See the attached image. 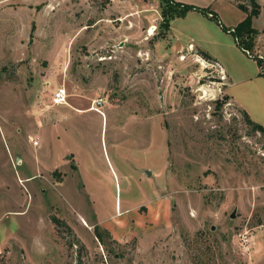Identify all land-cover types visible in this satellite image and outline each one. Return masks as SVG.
Returning a JSON list of instances; mask_svg holds the SVG:
<instances>
[{
    "label": "rangeland",
    "instance_id": "1",
    "mask_svg": "<svg viewBox=\"0 0 264 264\" xmlns=\"http://www.w3.org/2000/svg\"><path fill=\"white\" fill-rule=\"evenodd\" d=\"M177 1L209 8L226 28L245 18L239 5L251 10L249 0ZM258 3L252 54L264 63ZM170 11L166 0H0V264L264 255V136L228 97L264 128V77L227 90L220 66L197 51L248 73L252 54L221 47L236 42L213 19ZM59 86L68 106L52 104ZM96 100L102 114L75 110ZM95 214L105 228L120 216L133 237L110 241Z\"/></svg>",
    "mask_w": 264,
    "mask_h": 264
},
{
    "label": "crops",
    "instance_id": "2",
    "mask_svg": "<svg viewBox=\"0 0 264 264\" xmlns=\"http://www.w3.org/2000/svg\"><path fill=\"white\" fill-rule=\"evenodd\" d=\"M175 2H176V0H174ZM178 2V1H177ZM212 11V10H211ZM261 11V10H260ZM213 12V11H212ZM261 13V12H260ZM195 15H199V17H201V20H205V19H210L209 17H207V16H205V15H203V14H201V13H199V12H194V11H192V12H189V13H187L186 14V16L185 17H183V19L185 20V19H188L189 17H197V16H195ZM223 33H225V32H223ZM226 35H228L229 33H225ZM230 35V34H229ZM225 36V35H224ZM225 37H227V36H225ZM192 38L191 39H188V41H187V43L186 44H189V43H192ZM236 42V41H235ZM198 43L200 44V41L198 40ZM193 44V43H192ZM218 44H220V46L222 47H227L228 48V50L230 49V51H231V49H239V51L241 52V54L244 56V53L242 52V50H240V48L237 46V44L235 43L234 44V42H225V40L224 39H221V41H220V43H218ZM183 46V45H182ZM201 46V45H200ZM196 48H197V46H196ZM215 48V47H214ZM209 55L214 59V61L220 66V68H221V70L224 72V74H226V76H227V78L229 79V81H230V84H229V86L227 87V90H229V89H231L234 85H238V84H244V83H246V82H248L249 80H251L252 78H261L260 76H259V68H258V66H257V64H256V61H254L252 58H250V57H248L247 59L248 60H250V62H252V63H254V65H255V68H254V70L252 71V73H248L246 70H244V71H241V70H238L235 66H233V65H230V62L228 61V58H227V56H219L216 52H214V51H212V52H210L209 51ZM222 61L224 62V63H222ZM228 95V94H227ZM228 97H229V99H230V101L234 104V105H236L240 110H242V111H244L245 112V110H247L246 109V105L243 103V100L241 99V97H239L238 95H228ZM80 99V101L82 102V100L84 99V98H82V97H80L79 98ZM85 100V99H84ZM83 100V104H84V102L86 101H84ZM81 102H79V104L78 105H75V110L77 111V112H80V111H91L92 109H91V104H89L88 102V105L87 106H83L82 105V103ZM71 103H74L73 101H71L70 102V105H71ZM75 104H77V103H75ZM69 104H68V102H67V104L66 105H59V106H68ZM56 106V105H55ZM245 109V110H244ZM248 115V114H247ZM70 130H72L71 129V127H70ZM69 130V131H70ZM69 133V138L71 139V138H73L72 137V135H71V131L70 132H68ZM70 158L73 160V162H74V167H75V172H76V174H80V178L82 177V174H81V172H80V169H79V166H78V164H76V158H75V155H73V154H71V156H70ZM83 186V185H82ZM89 197V196H88ZM89 199H90V197H89ZM90 203H94V202H92L91 200H90ZM120 213H122L121 211L119 212V214ZM95 220H94V227L93 228H95V226H98V227H100V228H102V229H104L105 231H106V233L108 234V236H110V241H114L116 244H127L128 243V241H129V239H131L132 237H133V233H131V232H128V233H125V232H122L123 231V228L122 227H124L125 225H126V223H125V221H123V220H121L120 219V216L119 217H116L117 215H115L114 217H112V223L114 224V226L113 225H109L108 227H103V225L101 224L102 223V221H100L98 218H97V215L95 214ZM82 218V217H81ZM84 222H85V220H83ZM86 223V222H85ZM131 223V222H130ZM83 227H85L87 230H89L90 228H89V226L87 225V224H85V225H83ZM75 233V232H74ZM136 237H138V236H136ZM100 241H98L97 242V245L100 247V249L102 248V245H101V243H99ZM138 244H140V240L138 241ZM139 246V245H138ZM138 248V247H137ZM260 259H262V260H264V255L263 256H260V257H258L257 259H256V262H257V260H260ZM256 262H254L253 264H255Z\"/></svg>",
    "mask_w": 264,
    "mask_h": 264
},
{
    "label": "trees",
    "instance_id": "3",
    "mask_svg": "<svg viewBox=\"0 0 264 264\" xmlns=\"http://www.w3.org/2000/svg\"><path fill=\"white\" fill-rule=\"evenodd\" d=\"M167 5L170 8V12L172 15L170 16V20H173V18H183L186 16L187 13L189 12H199L214 21L218 25H221L219 23V20L214 12H212L209 8H199L194 5H189V4H183V3H178V2H172L171 0H166ZM249 4L251 5V10H248L244 6H238L240 9L245 12V18L234 28H226L223 25V31L233 35L237 46L246 54L249 53L250 55L252 52H254L253 48L255 47V40L258 35V31L253 28L252 26V21L253 19L257 18L260 15V5L258 3V0H249ZM170 23V22H169ZM169 27V25H168ZM197 55L202 58L205 61L208 62H215L214 59L207 53L201 50L197 51ZM254 61H256V64L259 68V76L264 77V63L262 60H260L258 57L253 56V54L250 56ZM243 115L246 119V122L251 125L253 130L258 131L264 136V128L259 125L254 123L247 115L246 112H243ZM56 221V220H55ZM54 221V222H55ZM95 234L96 238L101 239V235L99 232L95 229Z\"/></svg>",
    "mask_w": 264,
    "mask_h": 264
},
{
    "label": "built area",
    "instance_id": "4",
    "mask_svg": "<svg viewBox=\"0 0 264 264\" xmlns=\"http://www.w3.org/2000/svg\"><path fill=\"white\" fill-rule=\"evenodd\" d=\"M67 97H68V94H67V91L66 89L63 87V86H59L55 89V91L53 92V95H52V104L53 105H56V106H59V105H66L67 104ZM101 100H96V101H93L92 104H91V109H95L97 111H99L98 108H96V106H100L101 105ZM99 113H101L99 111ZM102 114V113H101ZM246 234H242V243H244L245 245L248 244V239L247 237L245 236Z\"/></svg>",
    "mask_w": 264,
    "mask_h": 264
},
{
    "label": "water",
    "instance_id": "5",
    "mask_svg": "<svg viewBox=\"0 0 264 264\" xmlns=\"http://www.w3.org/2000/svg\"><path fill=\"white\" fill-rule=\"evenodd\" d=\"M231 217H233V216H231Z\"/></svg>",
    "mask_w": 264,
    "mask_h": 264
}]
</instances>
